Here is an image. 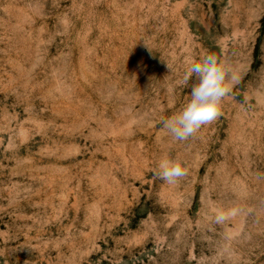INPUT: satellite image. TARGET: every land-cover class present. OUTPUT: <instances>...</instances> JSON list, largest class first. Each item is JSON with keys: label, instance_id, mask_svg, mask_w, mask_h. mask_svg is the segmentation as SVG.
Here are the masks:
<instances>
[{"label": "rangeland", "instance_id": "obj_1", "mask_svg": "<svg viewBox=\"0 0 264 264\" xmlns=\"http://www.w3.org/2000/svg\"><path fill=\"white\" fill-rule=\"evenodd\" d=\"M209 53L239 83L175 141ZM0 264H264V0H0Z\"/></svg>", "mask_w": 264, "mask_h": 264}, {"label": "clouds", "instance_id": "obj_2", "mask_svg": "<svg viewBox=\"0 0 264 264\" xmlns=\"http://www.w3.org/2000/svg\"><path fill=\"white\" fill-rule=\"evenodd\" d=\"M169 67V66H168ZM193 77L189 102L177 113L162 121L163 128L175 141L186 142L199 130L221 115L224 98L239 83L237 71L216 53H209L193 62L186 70L184 83ZM156 177L172 185L187 175V168L179 161L163 159L158 164ZM242 210L230 209L216 216L217 222L238 215Z\"/></svg>", "mask_w": 264, "mask_h": 264}]
</instances>
